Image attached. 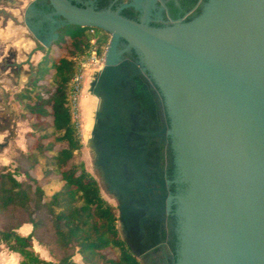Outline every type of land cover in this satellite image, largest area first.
I'll use <instances>...</instances> for the list:
<instances>
[{
  "label": "water",
  "instance_id": "water-1",
  "mask_svg": "<svg viewBox=\"0 0 264 264\" xmlns=\"http://www.w3.org/2000/svg\"><path fill=\"white\" fill-rule=\"evenodd\" d=\"M47 1L51 25L42 30L45 37H35L28 64L49 49L61 27L110 35L103 65L88 85L96 105L85 134L109 194L120 202L128 191L118 166L127 159L137 109L131 87L147 77L164 100L169 127L144 135L171 139L181 186L168 198L177 205L176 264H264V0H208L195 19L164 28L149 26L147 14L134 21L120 9ZM129 51L137 63L122 58ZM120 211L127 243L122 202Z\"/></svg>",
  "mask_w": 264,
  "mask_h": 264
},
{
  "label": "trees",
  "instance_id": "trees-1",
  "mask_svg": "<svg viewBox=\"0 0 264 264\" xmlns=\"http://www.w3.org/2000/svg\"><path fill=\"white\" fill-rule=\"evenodd\" d=\"M96 10H104V4ZM73 27L59 28L51 44L65 53L40 60L32 81L12 94L21 112L8 121L9 140L14 121L27 122L29 130L25 150L12 160L20 167L0 170V244L17 254L20 264H54L39 257L33 241L57 264H77L76 254L83 264H140L120 236L116 208L76 160L82 147L71 83L80 69L76 59L94 46L101 54L110 35L89 27L70 31ZM90 31L98 34L96 41ZM51 183L60 186L48 193ZM23 224L31 226L27 236L16 232Z\"/></svg>",
  "mask_w": 264,
  "mask_h": 264
},
{
  "label": "flooded vegetation",
  "instance_id": "flooded-vegetation-1",
  "mask_svg": "<svg viewBox=\"0 0 264 264\" xmlns=\"http://www.w3.org/2000/svg\"><path fill=\"white\" fill-rule=\"evenodd\" d=\"M71 2L78 7H89L92 4L95 9H98L99 3H102L104 10L120 9L121 15L134 21H140L147 14L149 26L164 28L195 19L202 13L208 0H71ZM27 3L33 6L28 11L21 8L23 14L27 12L30 16L29 27L26 28L33 38L37 35L43 38L45 36L42 35V30L48 31L51 25L46 16L52 12V8L47 0H29ZM55 19L57 22L61 21V18ZM58 30L55 32L58 33ZM124 47L125 43L120 41L119 49ZM28 55L23 63L20 65L11 63L10 68L15 70L16 79L21 67L29 68L27 74L30 83L34 78L32 73L35 75V69L30 65L31 59L29 64L26 62ZM122 58L138 62L133 51L125 53ZM152 87L156 89L157 94ZM131 89L137 109L133 117L131 133L125 141L124 148L128 156L118 166L122 183L128 186V191L125 195H121L120 202L109 194L107 187L100 181L99 173L93 169V160L92 170L102 192L108 197V202L117 210L118 230L121 216L120 203L125 204L127 220L124 223V230L126 244L131 254L140 264H176L177 205L174 200L168 203V198L176 196L181 186L175 182L176 168L172 141L169 138H149L144 135L149 131L161 130L164 126L169 127L166 107L160 92L147 77L136 78ZM95 105L96 99L92 96L83 102L88 123L86 133L91 127ZM120 236L122 238L121 233Z\"/></svg>",
  "mask_w": 264,
  "mask_h": 264
},
{
  "label": "rangeland",
  "instance_id": "rangeland-1",
  "mask_svg": "<svg viewBox=\"0 0 264 264\" xmlns=\"http://www.w3.org/2000/svg\"><path fill=\"white\" fill-rule=\"evenodd\" d=\"M29 0H4V1H0V31H3L4 28L8 29L10 32L15 33L13 36V40L12 42H9V51H8V55L5 58V61H1L0 62V86L5 85V82L7 80L8 84L7 87L9 88L8 92H7V97H10L11 93L16 92L17 90H19L22 87H25L28 83V81H25L26 83L24 84H18L17 83V79L16 77V72L15 70H13L12 68H10V65L12 62V56H14L15 51L18 48H25L27 49L26 54L28 55V53L35 47V42L33 41V37L30 35L29 31L27 30V28L25 27L24 24V20L22 17V10H19L20 6L22 8L25 7L26 3ZM16 6V7H15ZM77 27H73L70 29V31H74L76 30ZM91 41H96V38L98 36V34L95 36V34L91 33L88 34ZM21 46V47H20ZM97 46V45H96ZM95 47V46H94ZM97 48V47H96ZM7 49L6 45L4 43V41L0 40V56L3 50ZM105 47L103 48V52L101 54H98L96 52V56L98 58V63H90V61H88V53L85 52L84 54H82L81 56H79L76 61L78 63V65H80V63H85L84 67L80 66L79 72L78 74H80L81 78H80V89L79 92L76 94L75 96V104H74V109L76 111V120L79 126V134H80V139H81V143H82V147L81 150L78 151L76 153V160H80L84 163V166L86 168V170L91 173L94 177V173L92 170V158H91V154L89 152V149L87 148L86 145V136H85V129H87V117L86 114L84 112V108H83V102L85 100H87L90 96V94L88 93V85L91 81V79L93 78V76L99 71V69L101 68V66L103 65L104 62V52H105ZM65 52L64 51H59L57 50L56 46H50L48 50H45L43 52H36L33 55V59L30 61V65L33 67V69H35L36 64L43 59H47V58H51V57H57L59 55H63ZM4 67V69H3ZM3 69V70H1ZM22 69L26 70V73H28L29 68L27 67H22ZM2 71V72H1ZM28 76V74H27ZM27 80V79H26ZM9 93V94H8ZM12 98V97H11ZM7 98V112H9V120L11 121L15 115H17L18 113L21 112V107L13 100V98ZM0 102H2L0 100ZM14 102L17 106V112H15L13 110L14 106ZM27 123V122H26ZM14 127V123L12 124ZM13 131V130H12ZM17 153L18 150L15 148V146H11V157L12 160L15 159V157H17ZM16 164V162H11L10 165L8 166L10 168V170H13L14 165ZM18 165V163L16 164ZM18 167H20L18 165ZM4 168V167H3ZM2 168H0L1 170ZM21 179H23V177L21 176ZM60 184L57 183H51L48 185V187L45 188L46 192L51 193L54 190H57L59 188ZM100 191H101V195L102 197L108 201V197L102 192V189L100 187ZM34 250L36 251V253L39 255V257L45 261L48 262H52L54 264H57V261L55 259H53L47 249L43 246H40L37 244V242L34 243ZM2 253H0V257L4 256V254L6 253L5 251H1ZM108 256L109 253H107ZM10 263H14V261L11 258H8ZM73 261L77 264H83L81 257L76 254L73 257ZM1 262V261H0Z\"/></svg>",
  "mask_w": 264,
  "mask_h": 264
},
{
  "label": "crops",
  "instance_id": "crops-1",
  "mask_svg": "<svg viewBox=\"0 0 264 264\" xmlns=\"http://www.w3.org/2000/svg\"><path fill=\"white\" fill-rule=\"evenodd\" d=\"M31 4L26 3L24 9L25 11L32 9ZM16 7V6H15ZM21 10V6L19 7ZM23 11V10H22ZM21 11V13H22ZM22 17L23 20L25 21V27H27V25H29L30 23V16L28 15L27 12H25L24 14L22 13ZM26 23H28L26 25ZM29 27V26H28ZM15 33L10 32L8 29H5L3 31H0V40L4 41L6 48L5 50L2 51L1 56H0V62L1 61H5L6 56L8 55V47L9 42L14 41L13 36ZM34 42H38V40L35 38H33ZM21 47V46H20ZM26 48V47H25ZM25 48H18L15 51L14 56H12V62L14 64H18L20 65L21 63H23L27 57L26 54V50ZM33 57V56H32ZM33 58H31L32 60ZM4 69V67H3ZM1 69V70H3ZM2 72V71H1ZM20 77H24L25 81L29 80V77L27 76L26 70L20 69V73L19 76L17 78V83H18V79ZM27 79V80H26ZM7 80L5 82V85L0 86V100L2 102H0V168L3 167H8L10 165V163L12 162V157H11V146H15V148L18 150V152L24 151L25 150V134L26 132L29 130L28 129V125L25 121H21V120H16L14 121V127H12L13 130V138L9 140V130L7 127L8 121H9V112H7V98H11L12 94L11 93L10 97H7V92L9 90V88L7 87L8 84ZM26 83V82H25ZM9 94V93H8ZM12 99V98H11ZM14 108L13 110L15 112H17V106L14 102ZM17 234H19L20 236H27L30 234L31 232V226L29 224H23L19 229H17ZM34 243L35 241H33V248H34ZM5 251L6 253L4 254V256L0 257V264H13L10 263L8 258H11L15 264H20V257L15 254V253H11L9 251H7L6 248H4V246L2 244H0V253H2L1 251ZM36 252V251H35Z\"/></svg>",
  "mask_w": 264,
  "mask_h": 264
},
{
  "label": "built area",
  "instance_id": "built-area-1",
  "mask_svg": "<svg viewBox=\"0 0 264 264\" xmlns=\"http://www.w3.org/2000/svg\"><path fill=\"white\" fill-rule=\"evenodd\" d=\"M91 33H93V31H90ZM96 52H97V48L96 47H92L91 50L89 51V57H88V61H90V63H98V58L96 56ZM84 64L85 63H80L79 66L81 67H84ZM81 75L80 74H76L74 75V77L71 79V83L74 87V90H75V95H74V99H75V96L76 94L79 92V87H80V77Z\"/></svg>",
  "mask_w": 264,
  "mask_h": 264
},
{
  "label": "bare ground",
  "instance_id": "bare-ground-1",
  "mask_svg": "<svg viewBox=\"0 0 264 264\" xmlns=\"http://www.w3.org/2000/svg\"><path fill=\"white\" fill-rule=\"evenodd\" d=\"M25 83V78L24 77H20L18 79V84H24ZM88 105V104H87ZM89 106V105H88ZM90 109V108H89ZM86 110V109H85ZM86 113V112H85ZM91 116V115H90ZM91 122H92V119H91ZM91 125V124H90ZM128 230V229H127Z\"/></svg>",
  "mask_w": 264,
  "mask_h": 264
}]
</instances>
